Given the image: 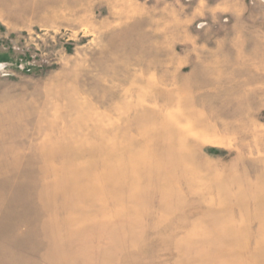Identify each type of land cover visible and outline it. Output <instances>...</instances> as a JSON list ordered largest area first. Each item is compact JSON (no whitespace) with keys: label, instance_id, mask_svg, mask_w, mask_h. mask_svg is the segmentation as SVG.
I'll list each match as a JSON object with an SVG mask.
<instances>
[{"label":"rangeland","instance_id":"374dc122","mask_svg":"<svg viewBox=\"0 0 264 264\" xmlns=\"http://www.w3.org/2000/svg\"><path fill=\"white\" fill-rule=\"evenodd\" d=\"M0 264H264V0H0Z\"/></svg>","mask_w":264,"mask_h":264}]
</instances>
